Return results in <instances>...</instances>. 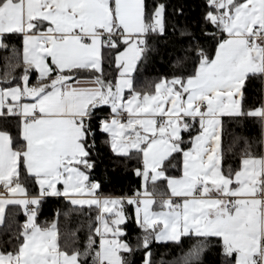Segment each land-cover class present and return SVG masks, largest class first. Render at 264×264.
<instances>
[{"label": "snow or ice", "instance_id": "6c2138e0", "mask_svg": "<svg viewBox=\"0 0 264 264\" xmlns=\"http://www.w3.org/2000/svg\"><path fill=\"white\" fill-rule=\"evenodd\" d=\"M166 12L162 0H0V118L16 120L0 125V264H133L136 253L140 264H160L154 244L190 237L169 264H203L210 247L222 264H264V95L247 103L253 79L264 93V0H205L211 31L198 39L173 25L187 38L173 61L179 72L138 90L136 73L168 35ZM11 36L19 46L5 43ZM246 119L259 123V141L225 127ZM225 134L228 153L243 142L235 168L223 163ZM102 135L136 160L131 195L99 194L90 179ZM48 196L95 206L83 247L75 230L60 232L59 210L39 221Z\"/></svg>", "mask_w": 264, "mask_h": 264}, {"label": "trees", "instance_id": "16d2710c", "mask_svg": "<svg viewBox=\"0 0 264 264\" xmlns=\"http://www.w3.org/2000/svg\"><path fill=\"white\" fill-rule=\"evenodd\" d=\"M151 2V0H150ZM167 4V20H168V35L167 37L157 38V50L149 55L147 62L136 73V83L138 90H154V83L156 79L163 75H171L174 71L179 72L173 64V61L178 57L184 55L181 49V44L186 42L187 38H182L179 33L173 31V25L187 26L188 29L198 38H201L202 29L211 31V26L205 27L202 21V14L205 10V0H162ZM182 9V14L177 15L175 10ZM5 43L19 46L21 41L17 36H11L5 40ZM210 43V41H207ZM8 53L0 49V72L3 70L4 57ZM106 73L111 71L107 66ZM262 85L256 79H253L247 85V103L249 105H258L262 98ZM102 113L106 114L110 111L107 106L102 108ZM7 123L8 126L15 129V118L9 119L7 122L0 118V125ZM226 129H234L236 133H242L247 136L250 141H259L261 138V129L259 123L255 119H246L243 121H225ZM106 139L105 135L98 138L97 148L94 156L96 167L90 172V179L96 180L100 184L99 194L103 195H131L137 188H139L140 180L135 175L133 169L137 166L136 160L125 159L123 156L114 154L110 148L103 144L102 141ZM231 136L225 134L222 137V146L226 150L225 159L223 163L225 166L229 164L233 168L239 163V150L243 147L241 141L239 145H233L231 153L227 152ZM261 146L255 144L254 148L259 149ZM30 193L36 194L38 186L34 183L28 185ZM11 207V206H9ZM15 211V209H13ZM59 210V224L60 232L64 234L66 231H76L79 240L75 242L76 246L83 247L88 232L89 225L94 224L97 210L95 206H72L70 202L63 196L45 197L39 212V221L51 220L57 216ZM134 206L126 205V212L132 214ZM68 212L69 216L66 219L64 213ZM25 217L22 212L18 213L16 219L23 221ZM139 229L135 223L134 218L127 221V233L129 238L134 239ZM7 237L0 231V247L4 246V241ZM182 246H177L171 243H160L153 245V261L160 262V264H169L170 261L176 257L181 249H187L191 244L195 243L194 238H182ZM142 253H136L133 257V264H140ZM90 259V258H89ZM203 264H222V257L220 256L219 248L210 247L202 256Z\"/></svg>", "mask_w": 264, "mask_h": 264}, {"label": "crops", "instance_id": "0c3cea01", "mask_svg": "<svg viewBox=\"0 0 264 264\" xmlns=\"http://www.w3.org/2000/svg\"><path fill=\"white\" fill-rule=\"evenodd\" d=\"M262 95H264V93H262ZM110 196H115V195H110Z\"/></svg>", "mask_w": 264, "mask_h": 264}]
</instances>
